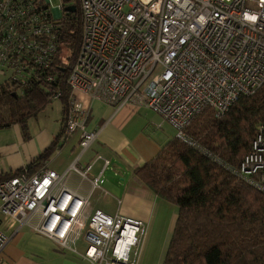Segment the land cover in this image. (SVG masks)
Masks as SVG:
<instances>
[{
	"label": "built area",
	"instance_id": "1",
	"mask_svg": "<svg viewBox=\"0 0 264 264\" xmlns=\"http://www.w3.org/2000/svg\"><path fill=\"white\" fill-rule=\"evenodd\" d=\"M78 1L82 39L66 78L71 94L63 137L78 133L82 151L97 135L86 128L89 105L77 92L115 108L142 105L163 117L176 139L264 192V123L235 168L186 131L205 107L220 117L264 83V0ZM63 8L64 0L56 6L50 0H0V71H9L7 78L23 84L53 66ZM59 96L57 91L53 98ZM96 160L102 168L93 187L109 164L103 153L90 165ZM89 167L82 170L74 161L63 173L23 169L0 181V216L10 227L29 224L72 251L82 239L90 264H137L146 224L102 210L86 218L87 196L65 184L71 171L84 175ZM6 241L0 229V252Z\"/></svg>",
	"mask_w": 264,
	"mask_h": 264
},
{
	"label": "trees",
	"instance_id": "2",
	"mask_svg": "<svg viewBox=\"0 0 264 264\" xmlns=\"http://www.w3.org/2000/svg\"><path fill=\"white\" fill-rule=\"evenodd\" d=\"M63 8L58 33V54L40 79L25 83L4 78L0 82V129L14 123L25 132L26 120L52 99L63 108V125L70 104L66 82L82 39V13ZM66 51L67 55L63 56ZM52 75L47 81L43 76ZM60 91L58 98L53 95ZM264 123V83L249 96H240L222 116L205 107L186 131L226 165L235 168L248 151L258 127ZM55 150L48 146L28 165L29 174ZM34 167V168H33ZM23 170V169H22ZM20 170L0 174L5 180ZM135 177L157 196L176 206L177 215L161 264H264V192L226 167L175 137L152 159L134 169Z\"/></svg>",
	"mask_w": 264,
	"mask_h": 264
},
{
	"label": "crops",
	"instance_id": "3",
	"mask_svg": "<svg viewBox=\"0 0 264 264\" xmlns=\"http://www.w3.org/2000/svg\"><path fill=\"white\" fill-rule=\"evenodd\" d=\"M4 73L0 71V75ZM76 97L89 105L86 128L97 131L91 144L81 151L78 133L59 138L63 125L62 103L59 99L50 100L26 120L25 132L17 123L0 129V174L20 169L29 174L28 165L54 144V152L32 174L44 166L63 173L74 161L82 170L90 166L84 175L71 171L65 178L68 189L87 196L86 218L95 210H102L109 215L119 213L142 220L146 224V233L137 264H161L165 255V237L156 257H152V251L150 259L146 254L157 236L162 209L169 207L162 203L164 199L135 177L134 169L152 159L174 138V129L163 117L142 105L125 104L115 108L84 93L77 92ZM71 151L77 152L72 155ZM101 153L107 156L109 164L101 171L102 183L93 187L92 178L101 170L102 161L90 164ZM101 199L109 203L102 204ZM171 211L164 236L171 233L174 226L177 211L172 208ZM0 229L7 236L0 252V264H90L82 254L85 247L82 239L76 241V251H72L36 233L26 223L10 227L0 216Z\"/></svg>",
	"mask_w": 264,
	"mask_h": 264
},
{
	"label": "rangeland",
	"instance_id": "4",
	"mask_svg": "<svg viewBox=\"0 0 264 264\" xmlns=\"http://www.w3.org/2000/svg\"><path fill=\"white\" fill-rule=\"evenodd\" d=\"M50 2H51V4H52V6H56L58 3H59V0H50ZM71 4V3H70ZM63 52V56H64V58H65V56L67 55V53H66V51H62ZM10 72L9 71H6L3 75H0V79H4L8 74H9ZM52 100H54V99H52ZM73 152V153H72ZM77 152V151H76ZM76 152H74V151H71V154L73 155V154H75ZM162 201V203L164 204V205H166L167 207H169V208H164V209H162V220H161V223H160V225H159V228L158 229H156L157 231V236L155 237V239L151 242V247L148 249L149 251H148V253L146 254V257L148 258V259H150V252L152 251V254H153V256L152 257H154L155 255H156V253H158L159 252V250H160V246L162 245V241H163V238L165 237L166 239H165V249L167 248V246H168V243H169V239H170V234L171 233H168L167 234V236L165 235L164 236V231H165V227H166V221L168 220V217L170 216V214H171V208L173 209V211L175 212L176 211V209H174V207L176 208V206L173 204H171V203H169V202H167V201H165V200H161ZM102 204H105V203H109V201H107V200H105V199H101V201H100ZM169 203V204H168ZM157 244V245H156ZM165 249H164V253H165ZM156 257V256H155Z\"/></svg>",
	"mask_w": 264,
	"mask_h": 264
},
{
	"label": "water",
	"instance_id": "5",
	"mask_svg": "<svg viewBox=\"0 0 264 264\" xmlns=\"http://www.w3.org/2000/svg\"><path fill=\"white\" fill-rule=\"evenodd\" d=\"M64 9L67 10V11H71V10H74V9H75V6L72 5V4H68V5H66V6L64 7Z\"/></svg>",
	"mask_w": 264,
	"mask_h": 264
}]
</instances>
